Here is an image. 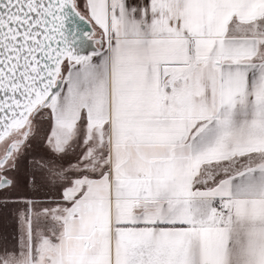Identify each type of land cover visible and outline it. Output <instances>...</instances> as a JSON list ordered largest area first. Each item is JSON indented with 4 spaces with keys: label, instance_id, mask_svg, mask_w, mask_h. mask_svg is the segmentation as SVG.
I'll return each mask as SVG.
<instances>
[{
    "label": "snow or ice",
    "instance_id": "6c2138e0",
    "mask_svg": "<svg viewBox=\"0 0 264 264\" xmlns=\"http://www.w3.org/2000/svg\"><path fill=\"white\" fill-rule=\"evenodd\" d=\"M19 189L0 264H264V0H0Z\"/></svg>",
    "mask_w": 264,
    "mask_h": 264
},
{
    "label": "rangeland",
    "instance_id": "374dc122",
    "mask_svg": "<svg viewBox=\"0 0 264 264\" xmlns=\"http://www.w3.org/2000/svg\"><path fill=\"white\" fill-rule=\"evenodd\" d=\"M83 5L84 3L81 0V6ZM25 197L30 199H38L44 203H54L59 200L60 193H58L55 189H52L51 191H41L39 193H34L27 189H21V191H19L15 197L9 199V206L7 208L3 206L0 207V216L3 218V220H6L5 222L7 223L8 230L10 228L9 224H14V221H11L10 219H17L18 210H23V198Z\"/></svg>",
    "mask_w": 264,
    "mask_h": 264
},
{
    "label": "flooded vegetation",
    "instance_id": "af4514ba",
    "mask_svg": "<svg viewBox=\"0 0 264 264\" xmlns=\"http://www.w3.org/2000/svg\"><path fill=\"white\" fill-rule=\"evenodd\" d=\"M19 191H21V189L15 191V192H9V193H0V200H3L4 195H7L10 198H13L17 195V193H19ZM14 204V203H13ZM12 206V205H11ZM17 206V204H16ZM1 207V206H0ZM11 221H14V224H9V230L7 229V223L5 222L6 220L0 216V236H7V237H12L13 235H15L16 231H17V219H10ZM16 220V221H15Z\"/></svg>",
    "mask_w": 264,
    "mask_h": 264
},
{
    "label": "trees",
    "instance_id": "16d2710c",
    "mask_svg": "<svg viewBox=\"0 0 264 264\" xmlns=\"http://www.w3.org/2000/svg\"><path fill=\"white\" fill-rule=\"evenodd\" d=\"M80 2H81V0H80ZM82 2L84 3V0H82ZM81 7H83V6H81Z\"/></svg>",
    "mask_w": 264,
    "mask_h": 264
},
{
    "label": "crops",
    "instance_id": "0c3cea01",
    "mask_svg": "<svg viewBox=\"0 0 264 264\" xmlns=\"http://www.w3.org/2000/svg\"><path fill=\"white\" fill-rule=\"evenodd\" d=\"M86 2V0H84V3ZM16 223H17V221H16Z\"/></svg>",
    "mask_w": 264,
    "mask_h": 264
}]
</instances>
